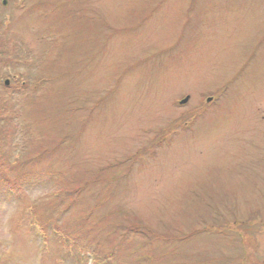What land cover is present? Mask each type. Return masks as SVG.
Segmentation results:
<instances>
[{
  "label": "rangeland",
  "instance_id": "1",
  "mask_svg": "<svg viewBox=\"0 0 264 264\" xmlns=\"http://www.w3.org/2000/svg\"><path fill=\"white\" fill-rule=\"evenodd\" d=\"M8 2L0 264H264V0Z\"/></svg>",
  "mask_w": 264,
  "mask_h": 264
},
{
  "label": "trees",
  "instance_id": "2",
  "mask_svg": "<svg viewBox=\"0 0 264 264\" xmlns=\"http://www.w3.org/2000/svg\"><path fill=\"white\" fill-rule=\"evenodd\" d=\"M26 86H21L20 88H18L19 89V91H22V89L23 88H25ZM27 88V87H26ZM7 90V88L5 89V91ZM8 91V90H7ZM5 103H8V99H6V98H3V96H1L0 97V105L1 104H3V105H6ZM7 109H9V107L8 106H5ZM16 114L14 113V114H12V118H10V120L9 121H6L5 120V118L6 117H8L6 114H5V117L3 118L2 117V115H0V123H2V125L0 124V135L3 137L2 138V140L3 139H9L10 137H11V135H12V132L10 133V131L8 132V128H6V126L8 125V124H10L13 120H14V116H15ZM14 122H15V120H14ZM2 140H0V141H2ZM3 172V169L1 168V164H0V173H2ZM41 177V176H40ZM0 179H2V184H0V185H3L4 186V189L7 191H10L11 189H10V184L11 185H14L15 183L14 182H12V181H10V183H9V181L8 180H6L7 178H5V179H3L2 177H0ZM28 186V185H27ZM3 188V187H2ZM51 229H55L54 227H52ZM57 232L59 233V231H58V229H57ZM52 235H54V234H56V233H54V232H52L51 233ZM88 248V247H87ZM88 250H90L89 248H88ZM93 251H94V249H92V253H93ZM95 253V252H94ZM95 254H100L99 256H103L104 258H106L107 256L105 255V254H103V253H95ZM102 256L101 257H98V256H94L93 258L95 259V261H101V258H102ZM108 261V260H107ZM99 264V263H98ZM105 264V263H104Z\"/></svg>",
  "mask_w": 264,
  "mask_h": 264
},
{
  "label": "flooded vegetation",
  "instance_id": "3",
  "mask_svg": "<svg viewBox=\"0 0 264 264\" xmlns=\"http://www.w3.org/2000/svg\"><path fill=\"white\" fill-rule=\"evenodd\" d=\"M0 3L3 4L4 6H7L9 2H8V0H0ZM0 48H1V47H0ZM245 260H246V259H245ZM245 260H244V261H245ZM244 261H243V262H244Z\"/></svg>",
  "mask_w": 264,
  "mask_h": 264
},
{
  "label": "water",
  "instance_id": "4",
  "mask_svg": "<svg viewBox=\"0 0 264 264\" xmlns=\"http://www.w3.org/2000/svg\"><path fill=\"white\" fill-rule=\"evenodd\" d=\"M186 100H187V98L183 102H185Z\"/></svg>",
  "mask_w": 264,
  "mask_h": 264
}]
</instances>
